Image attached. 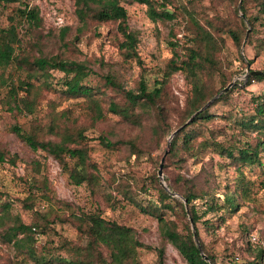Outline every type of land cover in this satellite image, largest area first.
I'll return each mask as SVG.
<instances>
[{
	"label": "trees",
	"instance_id": "16d2710c",
	"mask_svg": "<svg viewBox=\"0 0 264 264\" xmlns=\"http://www.w3.org/2000/svg\"><path fill=\"white\" fill-rule=\"evenodd\" d=\"M18 1L20 0H0V5L7 6ZM137 1L148 5V13L154 20L161 18L177 21L181 15L187 16L193 33L192 37H189L190 45L186 51L184 53L175 51V57L170 59L162 79H155L152 87H149L148 79L143 76L138 83L137 90L126 89L124 83L112 73L101 75L99 83L92 85L88 82V78L93 73V69L84 62L64 59L58 55L30 56L18 53L22 49L17 51L16 44L21 43V38L17 24H11L0 28V105H6L7 109L13 113L35 115L39 111L42 88H54L56 92L59 91L67 98L84 97L87 110L94 123L105 120L109 113H115L125 120L142 126L144 119L153 115L156 122L152 130L159 138L161 134L167 136L173 130L169 121L172 109L174 114L176 112L178 114L177 127H179L185 124L216 93L228 86L235 74L245 72V63L244 66L239 67V63L243 62L241 52L236 59L237 68L231 74L223 69L221 56L226 39L221 32L227 31L235 46L240 50L248 29V22L245 18L247 17L249 24L255 27L260 19L259 14H264V0H255L258 7V14L255 15L248 14L249 0H243L241 11L244 15H239L240 0H232L238 21H231L229 25L220 21L219 18L217 21L216 18L207 19L203 23L194 9L186 5L176 6L173 9L169 7L168 0ZM75 3L76 13L82 23H86L89 19L98 22H117V29L121 34L118 43L121 54L126 61H140L139 39L135 31L130 28L129 14L126 7L121 4V0H76ZM191 3L195 2L191 1ZM18 12L21 19H26L31 25H39L43 21L39 7L25 9L20 7ZM220 23L226 27H221ZM251 32L246 45L251 42ZM249 62L252 64L253 60L249 59ZM13 63H18L21 68L25 69V78L14 79L6 76L5 69ZM55 70L64 73L63 79H57V83L62 85L60 89H55V84L52 82ZM255 70H264V68ZM177 72L185 76L189 85L183 108L171 106L172 98L175 96L167 90L172 76ZM39 81L40 86L37 85ZM256 81L263 82L264 75L252 76L247 84L244 80H238L233 87L215 99L207 108L199 111L188 124L175 133L169 149L163 156L164 168L169 169L175 164L181 166L183 162L188 161V158L197 157L202 151L216 153L223 159L224 164L221 163V166L233 169L234 173V177L228 181L223 191H217V186L212 187L215 189L214 195L208 199L212 191L211 187L199 189L195 179L185 178L181 173H178L174 181L166 177L170 191L179 193L186 199L185 203L159 183L158 172L154 171L151 182L156 189V199H150L146 204L137 199L140 192L130 181L123 180L118 183L115 177H111L114 190L121 194L123 199L116 201L117 199L112 194H108L107 201L111 205L115 203L114 208L117 209L122 200H127L138 205L143 212L153 215L158 221L160 236L164 244L171 243L188 264H218L215 254L202 241L201 247L211 261L203 258L194 239L192 222L200 238L199 224L205 223L211 228L215 225L208 214L221 212L224 216L236 212L244 204L255 201L260 180L251 172L256 168H264V94H257L251 98L254 109L252 114L234 119L231 126L233 135L230 139L226 135L227 130L213 128L210 123L219 117L217 113L211 111L212 107L219 103H227L235 89L248 87ZM109 89L113 90L115 95H122L125 101L122 102L115 95H110ZM5 90L6 94L3 96ZM51 110L53 111L54 107ZM38 120L36 118L28 128L16 124L11 127V130L33 150L41 149L57 159L69 174L72 183L78 185L86 183L93 188L99 184L102 172L97 162L93 160L90 146L92 137L86 134L85 128L74 124L75 118H72L65 110L61 113L53 112L46 124ZM224 135L227 137L220 139ZM98 139L101 144L111 150L119 149L123 144L129 145L134 154L140 150L133 139L114 141L105 133L100 134ZM10 159L15 162L13 158ZM4 161L5 154L0 151V162ZM262 182V187H264V180ZM49 185L47 176L33 177L29 183V198L35 201L39 196L51 200ZM141 192L147 193L148 191ZM3 194L4 192L0 190V240L15 246L17 254L22 256L20 259L22 264L51 262L57 264H143L139 256V248H150L140 240L138 231L133 226L108 219L99 209L88 213L73 212L71 214L72 222L85 237L84 244H78L60 236L56 246V242L51 241L49 243L51 247L43 245L39 248V234L47 233L49 229L46 215L35 211L36 217L29 223L25 222L20 214L13 213L11 203L3 200ZM252 238L250 239L252 245L249 248L252 247L254 252L249 264H262L264 245ZM157 253L159 264H164L165 245L157 248Z\"/></svg>",
	"mask_w": 264,
	"mask_h": 264
},
{
	"label": "rangeland",
	"instance_id": "374dc122",
	"mask_svg": "<svg viewBox=\"0 0 264 264\" xmlns=\"http://www.w3.org/2000/svg\"><path fill=\"white\" fill-rule=\"evenodd\" d=\"M75 2L76 0H20L7 6L0 5V28L17 24L21 43L16 44V48L17 51L22 49L18 53L30 56L58 55L64 59L84 62L93 69V73L88 78L90 84L96 85L101 80V75L112 73L124 83L126 89L134 90H137L143 76L148 79L149 87L153 86L155 79H162L170 59L175 57V51L184 53L190 45L189 37H192L193 33L187 16L181 15L177 21L161 18L154 20L148 13V5L137 0H121V4L126 7L129 14L130 28L135 31L139 39L140 61H126L119 50L121 34L117 29L118 23L98 22L93 19L82 23L76 13ZM168 3L173 9L182 5L194 9L203 23L207 19L214 18L216 21L219 18L227 25L231 21H238L232 0H168ZM242 3L243 0H240L238 4L239 15H244L241 11ZM20 7L24 9L39 7L43 21L34 26L26 19H21L18 12ZM257 11L256 1L249 0L248 14L255 15ZM259 16L260 19L255 27L249 24L247 17L245 18L248 29L240 50L227 31L221 32L226 39L221 56L223 69L231 74L237 68L236 59L239 52L243 55V62L239 63V67L244 66V63L246 65L245 72L235 74L231 82L244 80L243 76L248 66L251 69L264 68V14L261 13ZM221 27L226 26L221 24ZM250 32L251 42L246 45ZM249 59L253 60L252 64ZM5 74L19 79V77L25 78L26 71L18 63H13L5 69ZM53 74L52 82L55 84V89H60L62 85L57 83V79H63L64 73L55 70ZM247 82L245 83L244 80L245 84ZM37 85L40 86V81ZM188 89L185 76L181 72L175 73L167 87V90L175 96L172 98L173 103L170 100L171 106L183 108ZM108 93L115 95L111 89ZM5 94L6 90L3 96ZM257 94H264V81H256L248 87L235 89L227 103H219L211 108V111L217 113L219 117L211 121L210 126L227 130L226 135L230 139L233 135L231 126L234 119L254 112L251 98ZM115 96L118 100L125 101L122 95ZM39 103V111L35 115L13 113L6 105H0V151L5 154V161L0 162V190L4 192L3 200L11 203L13 213L20 214L25 222L29 223L36 217L35 211L46 215L49 229L47 233L39 234V248L43 245L51 247L49 245L51 241H55L56 246L60 236L84 244L85 237L72 222L71 214L88 213L99 209L108 219L131 225L138 231L140 240L150 247L139 248V256L143 264H159L157 248L163 245L166 248L164 264H188L177 248L171 243L164 244L158 221L153 215L143 212L138 205L127 200H122L115 209L116 204L111 205L106 196L112 194L116 201L123 199V196L113 188L111 177H115L118 183L123 180L130 181L140 192L138 200L146 204L150 199L155 200L156 189L151 182L152 173L159 171L164 153L169 149L171 135L188 124L191 117L185 124L177 127L178 114L176 111L174 114L172 109L169 121L173 130L169 135L161 134L158 138L152 130L156 122L153 115L144 119V126H138L115 113H109L105 120L94 123L84 97L67 98L59 91L56 92L54 88L45 87L42 88ZM52 107H54L53 111ZM63 110L68 111L70 116L75 118L74 124L83 126L86 134L92 137L91 153L102 172L101 182L94 188L86 183L81 185L72 183L69 174L57 159L41 149L33 150L11 130L16 124L28 128L36 118L42 124H46L53 112L61 113ZM102 133L114 141L133 139L140 150L134 154L129 145L125 144L119 149L111 150L100 143L98 136ZM226 135L220 139H225ZM36 163L41 165L38 166ZM221 163L224 164L223 159L216 153L202 151L199 156L188 158V161L183 162L181 166L175 164L169 169L163 168L164 179L166 183V177L174 181L178 173H181L185 178L195 179L199 189L217 186V191H223L228 181L234 177V173L233 169L221 166ZM251 174L258 176L260 182L264 180V168H256ZM42 176H47L49 179L51 200L37 196L33 201L29 198V183L33 177ZM260 182L254 202L244 204L236 212L224 216L221 212L208 214L215 224L213 228L205 223L199 224L200 244L203 241L215 254L218 264H249L254 252L252 247L249 248L252 245L250 239L253 235L261 245H264V187H262L263 182L261 184ZM159 183L161 184L160 178ZM144 190L148 192H141ZM214 190L212 188L208 199L213 197ZM176 194L175 196L184 201L179 193ZM20 259L22 256L17 254L12 243L0 240V264H22Z\"/></svg>",
	"mask_w": 264,
	"mask_h": 264
},
{
	"label": "water",
	"instance_id": "95a60500",
	"mask_svg": "<svg viewBox=\"0 0 264 264\" xmlns=\"http://www.w3.org/2000/svg\"><path fill=\"white\" fill-rule=\"evenodd\" d=\"M255 75H264V70H255V69H251L250 66H248L247 68V71L246 73L244 74L243 78L245 80V83L252 77V76H255ZM235 84V82H231L228 86H226L225 88H223L218 94H216L212 99H210L199 111L201 110H204L205 108H207L215 99H217L219 96H221L222 94H224L225 92H227L233 85ZM197 111L192 117L190 120L193 119V117L199 112ZM189 120V121H190ZM179 130V129H178ZM176 130L170 137V140H169V143L171 142L172 138L174 137L175 133L178 131ZM163 168H164V158L162 159L161 163H160V168H159V171H158V175H159V178H160V182H161V185L163 187H165L168 191H170L167 183L165 182V179H164V174H163ZM171 192V191H170ZM173 195H177L176 193L174 192H171ZM184 201L185 203L187 202L186 199L184 198ZM192 229H193V234H194V239L197 243V246L199 247L200 251H201V254L203 256V258L206 260V261H211L210 257L203 251V248L201 247V244H200V240L198 238V235H197V231H196V227H195V224L194 222H192Z\"/></svg>",
	"mask_w": 264,
	"mask_h": 264
},
{
	"label": "built area",
	"instance_id": "2783aa9c",
	"mask_svg": "<svg viewBox=\"0 0 264 264\" xmlns=\"http://www.w3.org/2000/svg\"><path fill=\"white\" fill-rule=\"evenodd\" d=\"M253 240L256 241L257 240V237L253 235Z\"/></svg>",
	"mask_w": 264,
	"mask_h": 264
}]
</instances>
